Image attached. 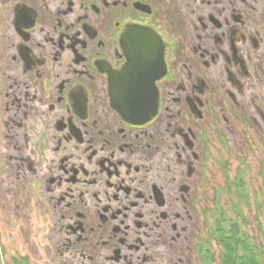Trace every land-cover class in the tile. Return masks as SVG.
<instances>
[{
    "label": "flooded vegetation",
    "instance_id": "flooded-vegetation-1",
    "mask_svg": "<svg viewBox=\"0 0 264 264\" xmlns=\"http://www.w3.org/2000/svg\"><path fill=\"white\" fill-rule=\"evenodd\" d=\"M261 141L264 0H0L14 264H212L217 160Z\"/></svg>",
    "mask_w": 264,
    "mask_h": 264
},
{
    "label": "rangeland",
    "instance_id": "rangeland-1",
    "mask_svg": "<svg viewBox=\"0 0 264 264\" xmlns=\"http://www.w3.org/2000/svg\"><path fill=\"white\" fill-rule=\"evenodd\" d=\"M217 163L210 208L212 264H223L224 240L235 233L236 239L247 241L259 264H264V142L248 143L244 154L227 153ZM9 225H13L10 218L0 215V264H14L17 255ZM218 226L223 232L220 240ZM235 248L242 253L241 247Z\"/></svg>",
    "mask_w": 264,
    "mask_h": 264
},
{
    "label": "trees",
    "instance_id": "trees-1",
    "mask_svg": "<svg viewBox=\"0 0 264 264\" xmlns=\"http://www.w3.org/2000/svg\"><path fill=\"white\" fill-rule=\"evenodd\" d=\"M219 232L218 240L223 237V232L217 227ZM234 231L237 232L236 227ZM236 233L233 237L224 240V255L223 264H259L258 257H256L255 252L251 250L245 239H236ZM244 241V242H243ZM235 247L242 248V253H239Z\"/></svg>",
    "mask_w": 264,
    "mask_h": 264
},
{
    "label": "water",
    "instance_id": "water-1",
    "mask_svg": "<svg viewBox=\"0 0 264 264\" xmlns=\"http://www.w3.org/2000/svg\"><path fill=\"white\" fill-rule=\"evenodd\" d=\"M148 47H150L148 49ZM144 48L142 52L133 53V56H152L153 58L157 59L158 63L161 62L162 50L156 46H148ZM151 97V94H150Z\"/></svg>",
    "mask_w": 264,
    "mask_h": 264
}]
</instances>
